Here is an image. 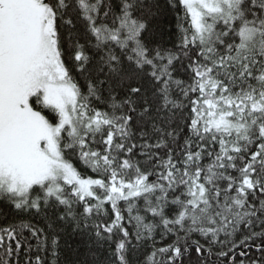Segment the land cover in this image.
I'll return each mask as SVG.
<instances>
[{"label":"snow or ice","instance_id":"6c2138e0","mask_svg":"<svg viewBox=\"0 0 264 264\" xmlns=\"http://www.w3.org/2000/svg\"><path fill=\"white\" fill-rule=\"evenodd\" d=\"M59 225L85 264H264V0H0V264Z\"/></svg>","mask_w":264,"mask_h":264},{"label":"trees","instance_id":"16d2710c","mask_svg":"<svg viewBox=\"0 0 264 264\" xmlns=\"http://www.w3.org/2000/svg\"><path fill=\"white\" fill-rule=\"evenodd\" d=\"M161 3H164V0H161ZM154 26L165 41H168L170 37L174 39L176 32L175 13L167 11L162 14L154 21ZM33 222L39 223L40 226L46 228V224L42 219H33ZM58 230L60 232V255L58 264H85V261L91 260L92 253L89 250V244L91 242L86 236L79 232H73L71 225H59ZM156 239L160 240L159 235H157ZM33 243L35 242L33 241ZM141 251L144 250L142 249ZM48 259H51L50 256Z\"/></svg>","mask_w":264,"mask_h":264}]
</instances>
